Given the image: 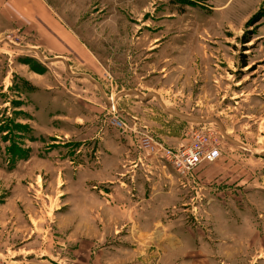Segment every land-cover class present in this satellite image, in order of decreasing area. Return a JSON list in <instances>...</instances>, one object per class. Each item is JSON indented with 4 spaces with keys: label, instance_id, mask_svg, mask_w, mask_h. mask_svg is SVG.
<instances>
[{
    "label": "rangeland",
    "instance_id": "rangeland-1",
    "mask_svg": "<svg viewBox=\"0 0 264 264\" xmlns=\"http://www.w3.org/2000/svg\"><path fill=\"white\" fill-rule=\"evenodd\" d=\"M45 1L99 59L109 97L117 99L118 90L144 94L155 113L184 130L186 144L203 128L218 143L220 157L186 181V203L175 214L191 248L167 256L154 243L148 264H210L200 256L211 254L216 264H264V0ZM254 17L261 20L252 26ZM244 36L253 40L244 44ZM29 39L0 16V163L10 170L17 162L32 165L35 175L22 186L31 188L41 219L40 233L0 253V264H95L100 248L110 254L113 246L119 260L134 264V220L105 226L96 218L102 240L85 234V148L97 149L85 142V80L46 60ZM80 64L72 61L69 71L85 73ZM47 72L70 90L68 107L45 108L42 89L28 80H45ZM132 100L138 98L119 101L118 110ZM3 184L4 197L11 188ZM197 237L217 252L194 251ZM174 242L180 244L176 236Z\"/></svg>",
    "mask_w": 264,
    "mask_h": 264
},
{
    "label": "crops",
    "instance_id": "crops-1",
    "mask_svg": "<svg viewBox=\"0 0 264 264\" xmlns=\"http://www.w3.org/2000/svg\"><path fill=\"white\" fill-rule=\"evenodd\" d=\"M1 15L9 23V29L23 28L32 37L29 42L36 45L46 60L62 64L67 74L85 80V142L95 141L97 145L95 153L94 149L85 148V212L82 215L85 217V234L96 235L101 239L105 232L104 227L93 226V219L98 218L106 226L108 221L128 217L135 221V227L139 231L134 241L131 240L134 264L150 263L148 252L154 243H158L160 248L162 244V250L167 252V256L173 255L177 248L186 249L188 252L191 248L188 243L191 237L188 235L189 231L178 227L180 224L177 218L179 205L186 203V186L182 185L168 165L156 157L146 156L141 147L142 133L148 132L155 140L177 148L186 144L187 134L184 130L179 125L170 123L158 112L155 113L156 109L152 107L151 100L146 99V95H129L119 90L118 104L119 101H125L127 96L138 98L126 103L129 109L120 110V115L133 129L119 131L109 126L105 111L110 106V97L105 83L101 80V76H104L100 68L102 65L49 4L45 0H0ZM72 61L85 65V73L70 72L73 70ZM49 74L47 72L40 76H44L45 80L33 77L28 80H32L36 87L42 89L47 100L45 108L59 104L68 107L71 98L67 92L70 90L61 88L51 77L46 79ZM133 111L135 114L131 113ZM16 152L23 154L24 150ZM92 155L95 156L94 159ZM14 167V170H10L0 163V180L9 184L5 188H11L6 193L9 198L5 197L6 194L3 197L2 192L5 189L0 188L1 254L12 252L17 245L23 243L27 238L19 240L22 236L29 235L28 238H31L41 231L40 208L34 200L36 197L32 201L29 194L31 188L22 186L23 180L35 175L28 172L32 165L17 162L12 166ZM220 212L225 211L221 209ZM83 226L84 224L81 228ZM151 236L159 239L154 241ZM175 236L180 243L178 246L174 242ZM192 243L194 251L206 252V246L211 251L218 250L217 245L212 246L202 237H197ZM112 249L113 252L109 254V249L100 248L96 254L101 259L98 262L128 264L118 259L119 248L113 246ZM185 252L183 250L182 254L185 255ZM199 254L195 256H200ZM212 255L200 256L202 260L199 259L204 263L208 259L210 264H216Z\"/></svg>",
    "mask_w": 264,
    "mask_h": 264
},
{
    "label": "built area",
    "instance_id": "built-area-1",
    "mask_svg": "<svg viewBox=\"0 0 264 264\" xmlns=\"http://www.w3.org/2000/svg\"><path fill=\"white\" fill-rule=\"evenodd\" d=\"M114 96V95H113ZM110 96L109 124L120 130L133 129L125 119L120 117L118 101ZM146 130V128H145ZM195 131L192 141L188 144L180 145L177 148L168 147L157 141L148 133H142V149L146 156H153L168 165L180 179L182 185L186 186V181L195 177L196 170L203 163H214L220 157L221 151L218 143L214 140L209 131Z\"/></svg>",
    "mask_w": 264,
    "mask_h": 264
},
{
    "label": "trees",
    "instance_id": "trees-1",
    "mask_svg": "<svg viewBox=\"0 0 264 264\" xmlns=\"http://www.w3.org/2000/svg\"><path fill=\"white\" fill-rule=\"evenodd\" d=\"M260 20L261 19H258V18H256V17H254L253 19H251L250 20V24L253 26V25H255V24H257V23H259L260 22ZM253 40V37L252 36H244L243 38H242V41H243V43L244 44H248L249 42H251ZM244 67H247V65H243V68Z\"/></svg>",
    "mask_w": 264,
    "mask_h": 264
},
{
    "label": "water",
    "instance_id": "water-1",
    "mask_svg": "<svg viewBox=\"0 0 264 264\" xmlns=\"http://www.w3.org/2000/svg\"><path fill=\"white\" fill-rule=\"evenodd\" d=\"M197 121H198V120H197ZM202 123L207 124V123H211V121H204V122H202Z\"/></svg>",
    "mask_w": 264,
    "mask_h": 264
},
{
    "label": "bare ground",
    "instance_id": "bare-ground-1",
    "mask_svg": "<svg viewBox=\"0 0 264 264\" xmlns=\"http://www.w3.org/2000/svg\"><path fill=\"white\" fill-rule=\"evenodd\" d=\"M115 99V97H113Z\"/></svg>",
    "mask_w": 264,
    "mask_h": 264
}]
</instances>
